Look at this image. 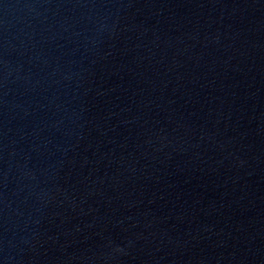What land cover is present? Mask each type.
<instances>
[{
	"label": "water",
	"instance_id": "95a60500",
	"mask_svg": "<svg viewBox=\"0 0 264 264\" xmlns=\"http://www.w3.org/2000/svg\"><path fill=\"white\" fill-rule=\"evenodd\" d=\"M0 264H264V0H0Z\"/></svg>",
	"mask_w": 264,
	"mask_h": 264
}]
</instances>
